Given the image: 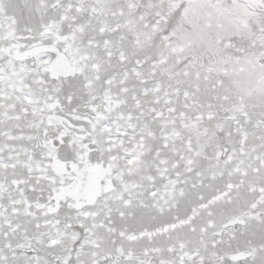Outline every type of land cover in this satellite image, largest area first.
Segmentation results:
<instances>
[{"label": "snow or ice", "instance_id": "snow-or-ice-1", "mask_svg": "<svg viewBox=\"0 0 264 264\" xmlns=\"http://www.w3.org/2000/svg\"><path fill=\"white\" fill-rule=\"evenodd\" d=\"M0 264H264V0H0Z\"/></svg>", "mask_w": 264, "mask_h": 264}]
</instances>
